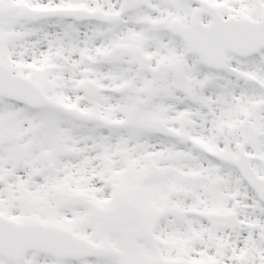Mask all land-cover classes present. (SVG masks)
<instances>
[{
    "label": "snow or ice",
    "instance_id": "snow-or-ice-1",
    "mask_svg": "<svg viewBox=\"0 0 264 264\" xmlns=\"http://www.w3.org/2000/svg\"><path fill=\"white\" fill-rule=\"evenodd\" d=\"M0 264H264V0H0Z\"/></svg>",
    "mask_w": 264,
    "mask_h": 264
}]
</instances>
